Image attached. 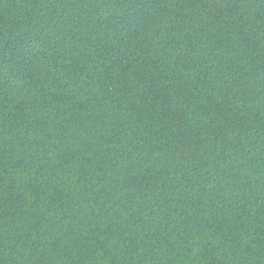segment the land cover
I'll return each mask as SVG.
<instances>
[{
    "label": "trees",
    "instance_id": "trees-1",
    "mask_svg": "<svg viewBox=\"0 0 264 264\" xmlns=\"http://www.w3.org/2000/svg\"><path fill=\"white\" fill-rule=\"evenodd\" d=\"M0 264H264V0H0Z\"/></svg>",
    "mask_w": 264,
    "mask_h": 264
}]
</instances>
